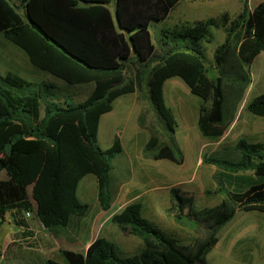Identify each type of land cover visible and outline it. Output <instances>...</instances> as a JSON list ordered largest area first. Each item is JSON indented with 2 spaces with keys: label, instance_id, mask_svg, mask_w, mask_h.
<instances>
[{
  "label": "trees",
  "instance_id": "trees-1",
  "mask_svg": "<svg viewBox=\"0 0 264 264\" xmlns=\"http://www.w3.org/2000/svg\"><path fill=\"white\" fill-rule=\"evenodd\" d=\"M180 2L116 0L113 10V0H0V33L22 48L33 65L69 84L94 83L87 98L63 105L51 98L52 85L36 87L15 73H0V173L7 174L0 178L1 224L8 211L31 209L34 202L46 227H67L90 210L78 196L79 183L88 174L97 177L101 206L110 208L113 161L124 148L119 137L107 149L100 146V120L118 97L143 86L167 137L160 142L152 128L145 151L155 159L177 164L185 159L175 138L177 119L164 95V84L172 77H180L203 99L200 132L211 139L226 132L232 121L229 102L236 109L252 83L251 66L264 51V0L252 11L244 0L237 16L224 12L180 29H166L154 43L150 24L167 18ZM213 28L226 33L214 53L215 76L209 74L203 45L213 40ZM129 63L137 65L134 78L126 75ZM246 108L264 116V94L255 96ZM235 149L240 158L213 153L204 161L230 172L251 170L263 182L242 191L225 190L221 203L201 209L195 207L191 193L171 188L175 219L189 218L200 234L194 243L163 230L143 216L141 202H132L111 220L124 233L143 240L140 254L123 255L113 240L97 237L86 252L62 249L65 261L49 259L48 264H207L220 229L238 211L264 213V142L241 138ZM32 171L36 178L29 187ZM218 182L216 191L223 190Z\"/></svg>",
  "mask_w": 264,
  "mask_h": 264
},
{
  "label": "crops",
  "instance_id": "crops-1",
  "mask_svg": "<svg viewBox=\"0 0 264 264\" xmlns=\"http://www.w3.org/2000/svg\"><path fill=\"white\" fill-rule=\"evenodd\" d=\"M167 81L164 84L166 102H168L166 92H168L169 97H171L170 95L172 94L170 92L174 90L173 85H169ZM165 85L167 91L165 90ZM251 85L252 83L250 86ZM250 86L248 89H250ZM130 94H135V98H126V95ZM126 95L120 96L115 100L113 109L102 115L99 125L98 140L102 124L104 126V135L108 137V145L103 149L109 148L116 137L120 138L124 148L123 152L118 154L113 161L111 180L114 198L110 208L103 209L101 206L98 199L97 177L93 174H88L79 183L78 196L84 202H88L87 198L89 195L94 196L96 197V202L94 205L89 203L91 207L88 213L82 217H74L65 228L46 227L38 217L37 206L34 202L32 203L31 209H14L8 211L0 228L7 223L10 229L9 233L6 235V242L8 245L6 244L5 251L8 252L11 246H16L17 249L12 252L14 258L19 259L20 257H27L33 259L34 255L32 251L39 250L43 252L44 257L38 264H48V260L53 259L51 256L55 255L57 252L62 255V249L86 252L89 245L97 237H106L103 233L104 227L111 221V217L115 213L120 212L127 204L141 200L142 210H147L148 213L150 212L155 215L159 214L157 197L151 193L154 190L155 192L157 191V193L160 190H164L171 196V188L178 186L186 192L193 191L200 196L217 197L218 200H220L219 203H221L225 196V190L242 191L263 182V179L258 177L251 170L230 172L204 161V156L211 153L226 157L223 155V152H225L224 148L235 146L241 138H246L252 142H264V129L258 127V118H250L248 120L241 119V108L243 107L244 110L249 102L245 101L243 99L244 97L238 104L237 113L232 119L228 129L217 139L206 137L201 132L199 134L200 136L196 134L195 138L188 130H183L180 128V124L178 125L181 132L179 131V135L175 132L177 143L182 150L184 145L188 148L187 153L183 150L185 159L184 162L180 164L183 165L182 167L184 169H187L188 179L182 182L177 181L171 183L170 179L174 178V166L167 161H171L172 163L175 162L166 158L155 159L149 152L145 151V146L153 133L152 128L154 127L155 130H158L156 127V120H158V118L150 98L144 95L141 96L139 90ZM193 95L196 97L193 98V100L198 102V114L196 116V123L198 125L200 107L204 101L201 97L195 94ZM124 96L126 97L124 98ZM177 101L179 102V106L181 105L183 109H187V114L191 115V108L187 101H183L179 98L178 100H174L173 103L167 104L170 107L171 104L177 106ZM174 115L177 119L175 112ZM259 117L264 118V116ZM129 121H135V124L130 128L128 127ZM164 141H166V139L160 142ZM227 153L228 152H226V154ZM238 153L239 154H236L235 157H241V153ZM154 160H156V162H154ZM208 174H211L213 180L209 182V186L206 184L203 185L201 181L205 179L207 181L206 176H208ZM0 178L6 179V172H1ZM219 180L221 181L223 190L216 191L219 187ZM192 182L198 183L197 189L191 185ZM208 190H214V192L208 194ZM172 206L169 208V211L175 218L171 209ZM27 211L30 212L29 216L27 215ZM14 217H16L21 224H17ZM176 223L178 226L175 232L178 235L177 237L184 243L192 244L199 237L191 221H177ZM80 235H83L85 238L82 239ZM88 236H90V238H88ZM263 243L264 213L257 210L238 211L235 216L220 229L218 241L214 247L219 249L220 246L226 245L230 254H238L241 261H244L246 264H252L256 261L259 263V259L262 260L261 264H264V254L262 253L259 256L256 251V248Z\"/></svg>",
  "mask_w": 264,
  "mask_h": 264
},
{
  "label": "rangeland",
  "instance_id": "rangeland-1",
  "mask_svg": "<svg viewBox=\"0 0 264 264\" xmlns=\"http://www.w3.org/2000/svg\"><path fill=\"white\" fill-rule=\"evenodd\" d=\"M261 1L263 0H248V9L252 11ZM116 0H113L111 4V8L114 10ZM244 6V0H181V2L177 5L175 9H173L169 16L163 20L158 22H152L150 24L149 30L151 33V38L154 43L159 42V40L163 37V31L166 29L173 30L174 27L181 28L183 24H193L197 20L207 19L211 17H219L224 12L230 13L232 16H237L242 10ZM213 40L211 42H203L205 47L206 56H207V67L209 70V74L211 76L217 75L216 62L214 59V53L216 47L221 44L226 36L225 31L222 28H213ZM137 65L129 63L126 67V75L128 77L134 78L136 72ZM8 72L15 73L19 76L26 78L31 81L34 86L38 87L41 84H50L53 86L52 88V96L51 98L61 104L79 102L87 98V96L93 91L94 83H82V84H69L63 79L51 74L50 72L40 69L33 65L27 55V53L4 37L3 34L0 33V73L5 75ZM251 75H252V85L250 89H248L244 94V100L250 101L255 96L264 94V51L256 57L252 66H251ZM144 82H146L147 76L143 75ZM169 85H173L174 90H171V97H169L168 92H166V98L168 100L167 103H173L174 100H178L179 98L183 101H187L191 108V115L187 114V109H183L182 106H179V102L177 101V106L171 104L172 110L177 115L178 125L180 124V128L183 130H188V132L195 136L196 134H200V129L196 123L197 116V106L198 102L193 100L194 95L190 92L188 85L180 78L174 77L167 81ZM167 85V84H166ZM165 85V90H166ZM140 95H144L145 97H149L148 88L143 86L140 90ZM167 91V90H166ZM168 95V96H167ZM127 96V97H126ZM124 98L134 99L135 94L126 95ZM190 101V102H189ZM140 103V102H139ZM143 103V102H142ZM141 104V103H140ZM231 110L229 111L230 117L233 119L236 115V109L231 106L229 102ZM44 107L45 104L42 102L41 104V112L44 115ZM240 111L241 119L248 120L250 118H258L257 125L260 128L264 129V118H261L247 108L243 110V107ZM184 114V115H183ZM187 114V116H186ZM135 124V121H129L128 127H132ZM156 127L158 128V137L161 140L166 139L165 132L163 128L160 126L159 121L156 120ZM176 127L177 135H179V131L181 129ZM200 136V135H199ZM248 138V137H247ZM100 146L102 148H106L108 145V137L104 135V126L102 124L100 128V137L98 140ZM184 152H188L187 146H183ZM208 151V150H207ZM223 152L226 157L230 158H239L235 157L236 154H239V150L235 149V146H231V148H224ZM232 151V152H231ZM236 151V152H235ZM226 152H228L226 154ZM213 154V153H211ZM156 162V160H154ZM174 166V178L170 179L171 183H175L177 181L182 182L188 179L187 169H184L183 165H177L172 163L171 161H167ZM161 164V163H160ZM207 181L206 179L201 181L202 184L210 185L209 182H212L213 177L211 174H208ZM205 177V178H206ZM36 178V171H32L28 176V185L31 187ZM141 180V179H140ZM229 183V182H228ZM191 185L194 188H198V183L192 182ZM154 187V186H153ZM178 187V186H177ZM181 188V187H179ZM214 192V190H212ZM192 194L194 205L197 209H201L203 207H212L220 202L217 197L210 196H200L193 191H187ZM152 194L156 195L159 214L155 215L152 213H148L147 210H142V214L144 217L150 219L154 223H156L163 230L174 234L176 237L178 236L175 232L177 228V221L171 215L169 208L172 206V200L169 193L164 190H160L155 192L152 191ZM157 193V194H156ZM212 194V193H208ZM88 203L94 205L96 202V197L90 196L87 198ZM141 201V200H140ZM136 201V202H140ZM190 219L187 217H183L182 222H189ZM10 229L8 228L7 223L4 224L3 227L0 228V264H38L43 260L44 254L39 250L32 251L34 258H19L16 259L13 257V250L17 249L16 246H11L6 252V235L9 233ZM104 235L107 238L113 240L119 247L120 253L127 256H134L140 254V252L144 249L143 240L132 234H126L122 231L119 225L112 220L104 227L103 229ZM199 237L200 234L198 233ZM82 239L83 235H80ZM90 238V236H88ZM224 244V243H223ZM222 244V245H223ZM8 245V244H7ZM256 251L260 256L262 253L264 254V243L260 244ZM25 255V254H24ZM54 260L59 262H64L63 256L57 252L55 255L51 256ZM207 264H246L244 261H241L240 257L236 253H229V249L226 245L220 246L219 249L215 247L208 253L206 258ZM262 260L259 259V263L256 261L252 264H261Z\"/></svg>",
  "mask_w": 264,
  "mask_h": 264
},
{
  "label": "built area",
  "instance_id": "built-area-1",
  "mask_svg": "<svg viewBox=\"0 0 264 264\" xmlns=\"http://www.w3.org/2000/svg\"><path fill=\"white\" fill-rule=\"evenodd\" d=\"M27 215H28V216L30 215V212H29V211H27Z\"/></svg>",
  "mask_w": 264,
  "mask_h": 264
},
{
  "label": "water",
  "instance_id": "water-1",
  "mask_svg": "<svg viewBox=\"0 0 264 264\" xmlns=\"http://www.w3.org/2000/svg\"><path fill=\"white\" fill-rule=\"evenodd\" d=\"M0 225H1V223H0Z\"/></svg>",
  "mask_w": 264,
  "mask_h": 264
}]
</instances>
